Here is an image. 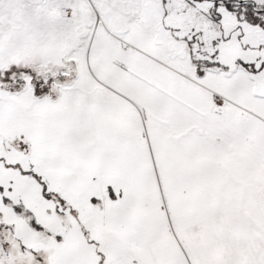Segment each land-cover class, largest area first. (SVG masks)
<instances>
[{
	"label": "snow or ice",
	"instance_id": "obj_1",
	"mask_svg": "<svg viewBox=\"0 0 264 264\" xmlns=\"http://www.w3.org/2000/svg\"><path fill=\"white\" fill-rule=\"evenodd\" d=\"M0 264H264V0H0Z\"/></svg>",
	"mask_w": 264,
	"mask_h": 264
}]
</instances>
